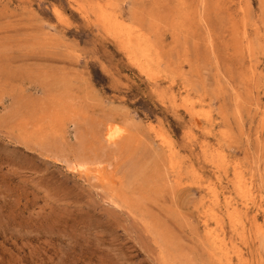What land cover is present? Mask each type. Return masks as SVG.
Returning <instances> with one entry per match:
<instances>
[{
	"label": "rangeland",
	"instance_id": "rangeland-1",
	"mask_svg": "<svg viewBox=\"0 0 264 264\" xmlns=\"http://www.w3.org/2000/svg\"><path fill=\"white\" fill-rule=\"evenodd\" d=\"M263 248L264 0H0V264Z\"/></svg>",
	"mask_w": 264,
	"mask_h": 264
},
{
	"label": "bare ground",
	"instance_id": "bare-ground-1",
	"mask_svg": "<svg viewBox=\"0 0 264 264\" xmlns=\"http://www.w3.org/2000/svg\"><path fill=\"white\" fill-rule=\"evenodd\" d=\"M146 57V56H145ZM158 57V56H157ZM155 58V57H154ZM192 102V101H191ZM126 130V124L125 123H118V122H110L109 124L106 125L104 131H103V141L107 144V145H111L113 143H115L124 133V131ZM77 135V134H76ZM80 137V136H79ZM79 141V140H78ZM86 149V148H85ZM84 160V159H83ZM72 164V163H71ZM79 166L82 165H88L84 162L81 161L78 162ZM84 165V166H85ZM71 166V165H70ZM83 166V167H84ZM74 167V165H73ZM72 168V166L70 167ZM81 168V167H79ZM244 195V194H243ZM261 245V244H260ZM264 249V248H263ZM264 253V252H263Z\"/></svg>",
	"mask_w": 264,
	"mask_h": 264
}]
</instances>
